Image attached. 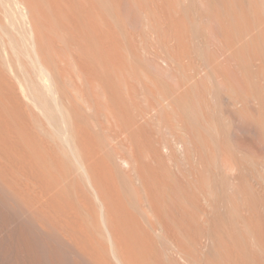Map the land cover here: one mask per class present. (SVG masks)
Masks as SVG:
<instances>
[{
	"label": "bare ground",
	"instance_id": "obj_1",
	"mask_svg": "<svg viewBox=\"0 0 264 264\" xmlns=\"http://www.w3.org/2000/svg\"><path fill=\"white\" fill-rule=\"evenodd\" d=\"M0 264H264V0H0Z\"/></svg>",
	"mask_w": 264,
	"mask_h": 264
},
{
	"label": "rangeland",
	"instance_id": "obj_2",
	"mask_svg": "<svg viewBox=\"0 0 264 264\" xmlns=\"http://www.w3.org/2000/svg\"><path fill=\"white\" fill-rule=\"evenodd\" d=\"M10 11L8 13L9 26L15 30V32L19 35L20 38H22L23 32L20 15L17 10L11 9Z\"/></svg>",
	"mask_w": 264,
	"mask_h": 264
}]
</instances>
